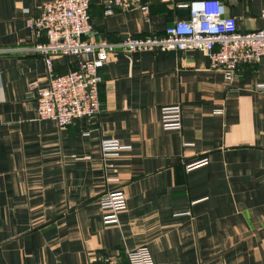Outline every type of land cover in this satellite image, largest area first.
I'll use <instances>...</instances> for the list:
<instances>
[{"label":"crops","instance_id":"crops-1","mask_svg":"<svg viewBox=\"0 0 264 264\" xmlns=\"http://www.w3.org/2000/svg\"><path fill=\"white\" fill-rule=\"evenodd\" d=\"M51 0H0V264H102L148 247L158 264H264V56L233 78L200 50L112 53L102 111L60 127L38 118L32 82L49 85L28 19ZM90 0L93 37L161 35L190 0H147L106 12ZM240 32L264 28V0H220ZM40 41H46L42 37ZM79 57L54 59L56 74ZM180 104L181 129L163 106ZM103 139L130 149L104 159ZM207 158L192 168L187 165ZM122 189L128 207L105 224L100 200Z\"/></svg>","mask_w":264,"mask_h":264},{"label":"built area","instance_id":"built-area-1","mask_svg":"<svg viewBox=\"0 0 264 264\" xmlns=\"http://www.w3.org/2000/svg\"><path fill=\"white\" fill-rule=\"evenodd\" d=\"M147 0H109L108 14L115 8L140 7L149 14ZM173 1V0H172ZM177 1V0H175ZM179 6L189 10V17L170 24L161 35L145 37L127 36L120 42L98 40L93 37V23L89 13L90 0H51L43 4L38 16L28 19L35 42L29 51L39 54L45 61L49 85L30 84L37 103L38 118L53 120L60 127L82 118L97 116L102 111L100 83L102 69L109 56L119 50L204 52L212 68L221 69L226 79H231L241 63H256L264 56V28L240 32L233 16L226 14L220 0H190ZM264 17V12L262 13ZM42 37L46 41H40ZM1 51V50H0ZM61 55L79 57L77 68L65 74H56L54 59ZM258 89H264L259 84ZM161 123L165 129H181L183 109L180 104L161 108ZM130 149L118 139H103L101 153L104 159L118 157L122 150ZM207 162V158L190 163L187 168ZM105 224L119 222V214L127 209L124 190L117 189L103 195L100 200ZM102 264H158L151 250L144 246L128 252L126 262L107 255Z\"/></svg>","mask_w":264,"mask_h":264}]
</instances>
